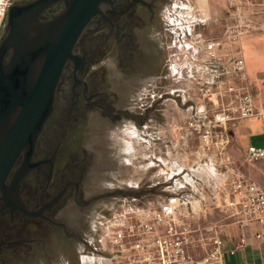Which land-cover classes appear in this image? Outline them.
<instances>
[{
  "label": "flooded vegetation",
  "instance_id": "flooded-vegetation-1",
  "mask_svg": "<svg viewBox=\"0 0 264 264\" xmlns=\"http://www.w3.org/2000/svg\"><path fill=\"white\" fill-rule=\"evenodd\" d=\"M170 2L111 0L105 17L95 16L78 41L79 64L66 67L32 159L54 156L53 161L38 165L21 188L26 207L41 212L0 214V264L20 259L29 264V258L53 255L55 246L75 252L81 238L95 231V208L103 196L99 171L106 156L100 144L88 142L91 123L130 120L139 127L148 120L145 112L152 108L144 112L132 104L160 70Z\"/></svg>",
  "mask_w": 264,
  "mask_h": 264
},
{
  "label": "water",
  "instance_id": "water-1",
  "mask_svg": "<svg viewBox=\"0 0 264 264\" xmlns=\"http://www.w3.org/2000/svg\"><path fill=\"white\" fill-rule=\"evenodd\" d=\"M110 3L111 0H22L8 6L0 37V214L5 210L27 216L40 214L41 210L30 211L22 200L23 181L38 165L53 161L54 156L32 161L38 140L55 110L66 67L79 64L78 41L90 29L95 16L105 17ZM130 125L128 120L116 125L107 121L91 123L88 142L100 144L106 156L105 166L99 171L97 188L103 196L96 204L95 218L122 197L174 196L159 190L166 183L146 188L108 185V178L124 172L132 160L133 151L122 137ZM94 233L82 236L75 252L55 246L53 255L29 258V264H78L76 254L83 248H93ZM25 261L20 259L15 264H27Z\"/></svg>",
  "mask_w": 264,
  "mask_h": 264
},
{
  "label": "built area",
  "instance_id": "built-area-1",
  "mask_svg": "<svg viewBox=\"0 0 264 264\" xmlns=\"http://www.w3.org/2000/svg\"><path fill=\"white\" fill-rule=\"evenodd\" d=\"M238 2L239 0H230V5L236 7ZM8 6L5 3L0 8V28ZM187 17L190 21L191 18ZM193 26L190 21L183 32L180 25L177 29L174 24L169 31L175 38L185 35L182 41L186 49L202 52L200 62L193 63L196 66L195 74L189 76L191 86L188 98L191 104L188 110L191 114L181 129L183 139L192 136L199 138V162L203 167L194 173V178L192 174L191 179L185 177L190 181L181 185L185 189L183 193L177 192L174 196L162 199L155 206L147 208L123 207L98 221L103 228L99 245L106 255L104 258L115 264H223L219 230H213L209 235V248L204 255L199 258L191 255L192 229L184 221L186 216L182 215L179 209L181 204H184L185 209L191 208L192 200L197 196L194 200H203L200 184L210 175L208 171H211L212 175L230 176L229 191L233 197L228 205L237 209L243 222L259 226L255 239L264 241V185L248 180L235 168L233 159L226 152L229 144L228 126L234 119L244 120L259 115L264 129V104L256 110L253 98L245 86L228 85L224 90L221 89L224 77L244 76V61L237 57L226 65L224 57L220 54L223 42L204 40L202 37L193 40ZM196 95L198 97H195ZM227 96L230 98L225 102ZM211 150L215 151L219 161L212 159ZM243 157L246 163L264 159V145L247 146ZM167 164L169 178L173 179L179 172L170 169L178 167L177 160L169 158ZM213 164H216L218 169L213 167ZM167 185L169 184L164 186ZM243 245L244 239L241 238L236 248ZM95 259L97 260V257L80 256L81 264L95 262Z\"/></svg>",
  "mask_w": 264,
  "mask_h": 264
},
{
  "label": "rangeland",
  "instance_id": "rangeland-1",
  "mask_svg": "<svg viewBox=\"0 0 264 264\" xmlns=\"http://www.w3.org/2000/svg\"><path fill=\"white\" fill-rule=\"evenodd\" d=\"M16 1L22 0H5L4 3L10 5ZM196 1L171 0L167 7L164 26L168 28V33L163 38L164 55L160 70L154 75L156 77L152 81L144 83L138 94L137 104H132L134 109L137 105V108H144V112L148 108L152 110L147 113L148 120L139 127L134 126L129 120L131 125L125 129L122 137L133 151L132 160L124 172L108 178V185L111 187L130 185L146 188L168 183L169 185L162 186L159 190L170 194L177 192L180 194L185 190L181 185L185 181H190L185 177L188 176L191 179L192 174L194 178V173L196 174L203 167L199 162L198 140L193 136L183 139L181 129L191 114L188 110L191 104L188 98L190 96L189 86H191L189 76L195 74L196 66L194 65L200 62L202 52L186 49L182 41L185 35L175 38L169 29L175 24L177 29L180 25V29L184 32L185 26L191 21L194 25L192 27L193 40H199L201 37L204 40H219L224 44L220 50L222 57L223 55L234 57L232 47H229L230 44L240 38V31L249 32L254 23L250 19L251 12L247 10L251 6L249 4L239 2L240 6L239 3L235 4L236 7L228 5L229 10H225L226 14L220 16L221 20L218 24L215 18L207 20L202 11L196 7ZM228 4H231L230 0ZM187 16L191 18L190 21ZM4 22L5 19L1 24L0 37L4 32ZM233 37H235L234 40ZM186 40L184 41L187 42ZM227 48L230 49L227 50ZM244 56L248 65L252 66L253 62L247 57L246 50H244ZM194 61L195 64H193ZM263 89L264 86L262 91ZM259 97L264 98L263 95ZM169 158L177 160L178 163L177 168L170 169L179 172L174 175L173 179L168 175L167 161ZM213 165L217 168L216 164ZM208 172L210 175L200 184L203 200L200 202L194 200L198 196L192 200L194 210L190 212V217L186 216L187 209L184 204L179 207L180 213L186 216L184 221L192 229L190 252L193 257L204 255L209 248L208 238L211 232L213 230L224 231L235 216L227 206L230 177H226V174L219 176L218 174L212 175L211 171ZM168 197L170 196L163 194H151L138 198L127 196L117 199L111 208L101 210L95 218L96 223L94 222L95 244L91 250L83 248L78 251L76 254L78 264H81L80 256L82 255L97 257L98 263L105 260L106 255L99 245L103 228L98 221L102 217H108L115 210L127 206L143 208L155 206L157 202ZM95 263L96 261H90L89 264Z\"/></svg>",
  "mask_w": 264,
  "mask_h": 264
},
{
  "label": "crops",
  "instance_id": "crops-1",
  "mask_svg": "<svg viewBox=\"0 0 264 264\" xmlns=\"http://www.w3.org/2000/svg\"><path fill=\"white\" fill-rule=\"evenodd\" d=\"M239 2L251 5L247 10L251 12L250 19L253 21L254 26L249 32L244 33L240 31V38L230 44L229 47H232L231 50H233L234 57H230L229 55H223V57L226 65H229V62L237 57L242 58L244 61V76L241 78L235 75L224 77L221 89L224 90L228 85L245 86L253 98L256 110H258L264 104V98L259 97L264 96V89L262 91V87L264 86L262 85L264 83V77L262 76L264 75V0H239ZM228 5H230L228 4V0L196 1V7L202 11L207 20L215 18L218 24H220V16L226 14L224 13L225 10H229ZM243 8L246 9L245 6ZM241 34L243 35L240 36ZM229 49L227 48V50ZM244 50L247 52V57L253 62V67L248 65L244 56ZM229 98L230 96H227L225 102ZM233 115L235 116L236 112ZM193 137L198 140L200 150L201 143L199 138L197 136ZM228 137L229 144L226 152L233 159L235 168L240 170L248 180L264 185V159L254 163H246L243 157L244 150L247 146L253 145L260 147L264 145V129L261 125L260 116L255 115L244 120L234 119L228 126ZM211 155L213 160L219 161L215 156L214 150H211ZM221 171L225 172L224 169H221ZM232 197L228 190L227 206L233 211L235 215L234 219L224 231L219 230L224 255L223 264H264V241L255 239V233L259 230V226L254 223L243 222L241 216L236 211L237 209L228 205ZM193 210L194 205L186 210V216L189 215L190 217V212ZM241 238L244 239V245L236 248ZM95 261V264H115L108 259L101 260L99 263L97 260Z\"/></svg>",
  "mask_w": 264,
  "mask_h": 264
},
{
  "label": "bare ground",
  "instance_id": "bare-ground-1",
  "mask_svg": "<svg viewBox=\"0 0 264 264\" xmlns=\"http://www.w3.org/2000/svg\"><path fill=\"white\" fill-rule=\"evenodd\" d=\"M4 2H5V0H0V8H1V6H3V4H5Z\"/></svg>",
  "mask_w": 264,
  "mask_h": 264
}]
</instances>
